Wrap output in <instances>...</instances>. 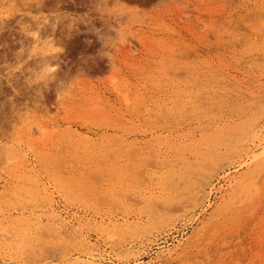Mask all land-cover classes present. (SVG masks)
<instances>
[{"label": "rangeland", "instance_id": "rangeland-1", "mask_svg": "<svg viewBox=\"0 0 264 264\" xmlns=\"http://www.w3.org/2000/svg\"><path fill=\"white\" fill-rule=\"evenodd\" d=\"M0 15V219L19 239L0 238L1 260L76 256L78 239L44 236L46 246L29 248L30 228L57 207L69 221L91 218L92 248L124 264L148 263L179 240L178 252L157 264H264V165L250 178L238 166L264 117L263 0H0ZM34 32L50 34L51 54L35 55ZM54 55L55 80L44 63ZM124 86L148 103L129 107ZM161 106L171 109L162 114ZM45 122L50 135L38 129ZM69 124L97 145L73 142ZM201 169L215 179L199 196ZM23 174L49 187V198L13 193L38 186L18 181ZM234 175L239 183L228 189ZM134 216L143 222L133 232L112 235L98 225Z\"/></svg>", "mask_w": 264, "mask_h": 264}, {"label": "bare ground", "instance_id": "bare-ground-1", "mask_svg": "<svg viewBox=\"0 0 264 264\" xmlns=\"http://www.w3.org/2000/svg\"><path fill=\"white\" fill-rule=\"evenodd\" d=\"M10 1V0H9ZM264 1V0H263ZM29 10V9H27ZM1 16V15H0ZM42 30H45L42 28ZM41 30V32H43ZM36 31V30H35ZM35 33V32H34ZM40 33V31H39ZM39 33H35L34 34V38H33V44H34V53L35 55H47V54H51V52L54 50L53 49V41L49 40L50 38V34L48 32L46 33H43L42 35L39 34ZM51 33V32H50ZM56 55L52 56L53 58L52 59H49L47 58V60L44 62L46 64V67H45V72H46V78L49 76V79H54L55 77H58V74H59V62L56 60H54V58ZM41 57V56H40ZM175 57V56H174ZM174 65V64H173ZM44 72V73H45ZM44 75V74H43ZM48 79V80H49ZM56 79V78H55ZM54 79V80H55ZM221 79V78H220ZM219 81V80H218ZM194 84H197V83H194ZM126 85V84H125ZM118 86V85H117ZM214 86V85H213ZM130 87L129 86H124V88L122 87L121 89H118L121 94L123 95V98H124V101H126V103L129 105V107L131 106L133 109H138L140 108V106L144 103H146L148 101V98H145L143 96L142 93H140V91L136 92L135 94H132L130 92ZM190 93V92H189ZM151 96V95H150ZM188 96V95H186ZM197 96V95H196ZM143 97V98H142ZM191 97V96H190ZM193 97V96H192ZM195 97V96H194ZM147 100H145V99ZM152 99V98H151ZM200 100V99H198ZM215 101V100H214ZM148 103V102H147ZM186 103V102H185ZM184 103V104H185ZM189 103H194L196 104L197 103V100H194V101H190L189 100ZM200 104V103H199ZM255 104V103H254ZM197 105V104H196ZM159 106V104H158ZM200 106V105H198ZM201 106H202V103H201ZM207 106V104H206ZM145 107L147 108V110L149 111L150 109V105L147 104L145 105ZM181 107V106H180ZM196 108V107H194ZM198 108V107H197ZM167 110H170L168 107L164 108L161 106V108H159L158 110H163L162 114L165 113V111ZM244 109V108H243ZM155 110V108L153 109ZM179 110V109H178ZM130 112V110H127ZM172 111V110H171ZM194 111V110H193ZM241 111V110H240ZM142 112V111H141ZM151 112V109L150 111ZM181 112V111H180ZM239 112V111H238ZM154 113V112H153ZM171 113V112H170ZM186 113V112H185ZM98 114V113H97ZM159 114V112H158ZM161 114V115H162ZM182 114V113H181ZM105 115V114H104ZM152 115V114H151ZM169 115V114H168ZM172 115V114H171ZM170 116V115H169ZM262 116V115H260ZM259 116V117H260ZM223 117V116H222ZM159 118V117H158ZM157 118V119H158ZM209 118V117H208ZM262 120L258 123V129L255 131V137H254V146L252 147L251 150H249L247 153H246V157L244 158V160L242 161V163H240L238 166H240L241 168H246L245 169V178L246 177H252L253 175V171L255 168L259 167V166H263L264 165V117L261 118ZM201 120V119H200ZM258 120V119H257ZM103 121V120H102ZM101 121V122H102ZM40 122V121H39ZM94 122V121H93ZM69 123V122H68ZM253 123V122H252ZM256 123V122H255ZM28 124V123H27ZM39 125V123H37ZM57 125L54 126V129H55V133H58L60 134V125L59 123H56ZM254 124V123H253ZM53 125V124H52ZM30 126V125H29ZM38 126H36L37 128ZM50 127L48 122L46 123H42L38 129L39 131H42V133L44 132L46 135L49 134L50 132ZM65 127V126H64ZM67 127V126H66ZM72 125L69 124V126L65 129L66 133L70 134L71 136V139L75 138L76 136L78 137L79 135V131H74L72 133ZM32 131L33 129L31 127H29ZM27 129V127H26ZM252 129V128H251ZM27 131V130H26ZM35 131V129H34ZM33 131V132H34ZM50 131V132H48ZM117 131V130H116ZM136 131V130H135ZM48 132V133H47ZM63 132V131H62ZM65 132L63 134H65ZM125 132V131H124ZM123 132V133H124ZM29 133V136L31 134H34V133ZM37 133V132H36ZM40 133V134H42ZM81 134V133H80ZM103 134V133H102ZM109 134V133H108ZM192 134V133H191ZM253 134V133H252ZM28 135V134H27ZM38 135V134H37ZM43 135V134H42ZM50 135V134H49ZM84 135V134H83ZM32 136V135H31ZM30 136V137H31ZM69 136V135H68ZM79 136H82L79 135ZM89 136V135H88ZM27 137V136H26ZM34 137V136H32ZM47 137V136H46ZM87 138V136L85 135L84 136V139H80L79 137L76 138L77 140V143H79V141L81 143L85 142L91 146H95L96 142L95 140L91 139V137ZM113 137V136H112ZM227 137V136H226ZM51 138V137H50ZM232 138V137H231ZM42 140V139H41ZM63 140V139H62ZM75 142V139L74 141ZM228 142V141H227ZM19 143V142H18ZM33 143V142H32ZM98 143V142H97ZM248 143V142H247ZM47 144V143H46ZM232 144V143H231ZM249 144V143H248ZM252 144V145H253ZM33 145V144H32ZM78 145V144H76ZM88 145V146H89ZM97 145V144H96ZM228 145V144H227ZM30 146V145H29ZM85 146V145H84ZM101 146V145H100ZM32 147V146H31ZM46 147L47 145L44 147L45 149H43L41 152H44L46 151ZM79 147V146H78ZM87 147V145H86ZM243 147V146H242ZM33 148V147H32ZM40 149V148H39ZM88 149V148H87ZM91 149V148H90ZM241 149V148H240ZM243 149V148H242ZM241 149V150H242ZM247 149V148H246ZM89 150V149H88ZM130 150V149H129ZM138 150V148H137ZM153 150V149H152ZM170 150V149H169ZM13 151V150H12ZM17 151V150H16ZM131 151V150H130ZM150 151V150H149ZM154 151V150H153ZM152 151V152H153ZM229 151V150H228ZM10 152V151H9ZM38 152V150H37ZM40 152V153H41ZM47 152V151H46ZM118 152V151H117ZM135 152V150H134ZM151 152V153H152ZM243 152V151H242ZM106 153V152H105ZM104 153V154H105ZM109 153V151H108ZM110 153L112 154V152L110 151ZM129 153V152H128ZM229 153V152H228ZM245 153V152H244ZM117 154V153H115ZM120 154L121 153V150H120ZM4 155V154H3ZM40 155V154H39ZM110 155V154H109ZM126 155V154H125ZM134 155V154H133ZM112 157H114V155H110ZM116 156V155H115ZM118 157H121L119 155H117ZM139 156V155H138ZM151 156V155H150ZM2 157V156H1ZM9 157V156H8ZM34 157V156H33ZM45 157V156H44ZM62 157V156H61ZM108 157V156H107ZM125 157V156H124ZM136 157V156H135ZM21 158V157H20ZM20 158H15V157H10L9 160L13 159L14 162H16L17 160H19ZM56 159V156L53 157ZM123 158V157H122ZM121 158V159H122ZM151 158V157H150ZM17 159V160H16ZM25 159V158H24ZM46 159V158H45ZM47 159H50V158H47ZM46 159V160H47ZM106 159V158H104ZM211 159V158H210ZM4 160L3 158L1 159V161ZM8 160V162H9ZM26 160V159H25ZM44 160V159H43ZM51 160V159H50ZM61 160V159H60ZM64 160V159H63ZM70 160V159H69ZM91 160V159H90ZM97 160V159H96ZM99 160V159H98ZM125 160V163L128 162V158L124 159ZM149 160V159H148ZM236 160V159H234ZM238 160V158H237ZM23 161V160H22ZM42 161V160H41ZM54 161V160H52ZM66 161V160H65ZM130 161V159H129ZM144 161V160H143ZM241 161V160H240ZM24 162V161H23ZM98 162V161H97ZM113 162V161H112ZM111 162V163H112ZM153 162V161H152ZM238 162V161H236ZM203 163V162H202ZM9 164V163H8ZM7 164V165H8ZM69 164V163H68ZM72 164V163H71ZM97 164V163H96ZM123 164V163H122ZM21 166V165H20ZM70 166V165H69ZM128 165L126 164H123V169H126ZM145 166V165H144ZM165 166V165H164ZM17 167V166H16ZM48 167V166H47ZM74 167V166H72ZM134 167V166H133ZM235 167V166H234ZM129 168V167H128ZM146 168V167H145ZM182 168V167H181ZM180 168V169H181ZM231 168V167H230ZM62 169V168H61ZM97 169V168H96ZM109 169V168H108ZM130 169H131V166H130ZM133 169V168H132ZM141 169V168H139ZM138 169V170H139ZM186 169V168H185ZM3 170V169H2ZM202 170V169H201ZM239 170V169H238ZM102 171V170H101ZM134 171V170H133ZM200 171V170H199ZM202 171H206V173L204 172L203 174H201V176L199 178L196 179V183L194 184L196 190H197V194L199 196H202L205 191H207L208 187H210L212 189L213 187V183H214V172L213 171H208V170H202ZM200 171V172H202ZM218 171V170H217ZM225 171V170H224ZM1 172V171H0ZM97 171H95L96 173ZM103 172V171H102ZM137 172V170H136ZM141 172V170H140ZM94 173V175H95ZM99 173V172H98ZM132 173V172H131ZM135 173V172H134ZM229 173V172H228ZM231 173V172H230ZM173 174V173H172ZM213 174V175H212ZM1 175V174H0ZM121 175V174H120ZM180 175V174H179ZM225 175V173H224ZM7 176V175H6ZM183 176H185L183 174ZM226 176V175H225ZM8 177V176H7ZM94 177V176H93ZM126 177V176H125ZM133 177V176H132ZM145 177V176H144ZM237 175H234L232 177V179H228L227 181L233 183L230 185L229 188H232L234 185H237L239 183V180H237ZM6 178V177H5ZM100 178V177H98ZM97 178V180H98ZM127 178V177H126ZM135 178V177H134ZM150 178V177H149ZM9 179V178H8ZM12 179H14L12 177ZM17 179V178H16ZM20 179H24L26 180V182H32L34 185H38V186H35V188H33L31 185L30 186H25L24 188H12V192L19 195V197H25V196H28L30 199H34L37 197V194H39L40 192H44V193H48L49 191V187H46L45 185L41 188L39 187L40 184L37 182L38 180L36 179V177L34 178L32 175H25L23 174L22 176H20V178L18 179V181ZM143 179V178H142ZM141 179V180H142ZM153 179H156V178H153ZM139 180V179H138ZM140 180V181H141ZM144 180V179H143ZM226 180V179H225ZM255 180V179H254ZM2 181V180H1ZM110 181V180H109ZM146 181V180H145ZM153 181V180H152ZM151 181V183H152ZM195 181V179H194ZM193 181V182H194ZM68 182V181H67ZM192 182V183H193ZM248 182V181H247ZM246 182V184H247ZM7 183V182H6ZM10 183V182H9ZM242 183V181L240 182V184ZM53 184V183H52ZM128 184V183H127ZM140 184V183H139ZM229 184V183H228ZM239 184V186H240ZM245 184V183H244ZM3 185V183H2ZM25 185V184H24ZM188 185V184H187ZM96 186V185H95ZM193 186V187H194ZM229 186V185H228ZM238 186V187H239ZM243 186V185H242ZM4 187V186H3ZM61 187V186H60ZM244 187V186H243ZM89 189V188H88ZM127 189V188H126ZM150 189V188H149ZM226 189V188H225ZM87 190V189H86ZM91 190V189H90ZM221 191L224 190V188L220 189ZM225 191V190H224ZM242 191V190H241ZM1 192V191H0ZM124 192V191H123ZM180 192V191H179ZM114 193V192H113ZM13 194V195H15ZM27 194V195H26ZM53 194V193H52ZM97 194V192H96ZM177 194V193H176ZM183 194V193H182ZM209 194L210 191H209ZM208 194V195H209ZM122 195V194H121ZM124 195V194H123ZM126 195V194H125ZM227 195V193L223 194L221 197L222 198H225ZM42 196V195H41ZM49 194H47V197H45V199H48L49 198ZM120 196V195H119ZM161 196V195H160ZM98 197V196H97ZM128 197V196H127ZM166 197V196H165ZM175 197V196H173ZM101 198V197H99ZM153 198V197H152ZM182 198V197H181ZM21 199V198H20ZM29 199V200H30ZM90 199V198H89ZM116 199V198H115ZM154 199V198H153ZM179 199V198H178ZM206 199V198H205ZM209 200V199H208ZM156 201V200H155ZM164 201L165 198H164ZM35 202V201H34ZM97 202V201H96ZM128 202V201H127ZM167 202V201H166ZM118 203V202H117ZM20 204V203H19ZM107 204V203H106ZM120 204V203H119ZM153 204V203H152ZM169 205V204H168ZM212 205V204H211ZM56 206V205H55ZM152 206V205H151ZM209 206V205H208ZM149 208H150V205H149ZM15 210V209H14ZM28 211V210H27ZM46 211V210H44ZM52 213L50 214V218L48 220V222H44L43 220H41L40 218H38L39 220L35 223V226L33 228H30L29 232L27 233V235L29 234L30 235V238L32 239V243L29 244V248L31 249V251H35L38 247H42L43 248V244L45 245V240L43 239L44 236L46 237H50L52 239H56L58 240L57 242L59 243H63L65 242L66 240L68 239H78L80 244H81V247H82V250L78 251V253L76 254V256H73V257H65L63 258L62 260H60L59 262H52L54 264H124L122 259L117 257V258H113L111 253H107V252H103V251H100V249L98 248H92L91 244H90V240H88V236L86 235V231H85V224H89L91 223V218H79L76 222H74L76 220V218H74L73 220L69 221L67 220L66 217H64L63 213L60 212L57 207H53L51 209ZM5 213V212H4ZM2 211H0V216L1 214H4ZM138 213V212H137ZM38 215V214H37ZM19 216V215H18ZM49 216V215H48ZM95 216V215H94ZM140 216V215H139ZM21 217V216H20ZM86 217V216H85ZM88 217V216H87ZM47 218V217H46ZM49 218V217H48ZM4 219V218H3ZM2 218L0 219V238L4 239V240H8V239H12V241H15L16 242V239H18V235H16L14 229H11L10 226L3 220ZM17 219V218H16ZM43 219V218H42ZM20 220V219H19ZM16 221V220H15ZM19 222V221H18ZM142 219L141 217H138V216H134V217H123V218H102V220L99 222V227H100V230L101 232H106V233H109V234H112L114 235V233H126V232H133L135 230H138L141 225H142ZM25 223V221H24ZM177 223V222H176ZM11 224V223H10ZM175 224V223H174ZM16 227V226H15ZM27 227V226H26ZM23 228V227H22ZM26 230V231H28ZM103 230V231H102ZM25 232V231H24ZM110 236V235H109ZM112 237V236H111ZM19 240V239H18ZM179 240V239H178ZM24 241V240H22ZM21 241V243H22ZM47 241V240H46ZM26 242V241H25ZM49 242V241H48ZM52 242V241H51ZM77 242V241H76ZM168 242V241H165V243ZM179 244H176L174 245L173 247H170V246H167L164 245V246H161V247H158L157 251L155 252L156 253V256L150 260L148 263H142V264H157L158 262L160 261H163V260H167L169 258H172L177 252L178 250L184 245L182 242H180V240L178 241ZM17 243V242H16ZM20 243V242H19ZM24 243V242H23ZM22 243V244H23ZM50 243V242H49ZM54 243V242H52ZM58 243V244H59ZM10 244H11V241H10ZM51 244V243H50ZM56 244V243H55ZM93 244V243H92ZM264 244V243H263ZM2 245V244H1ZM0 245V246H1ZM17 245H20V244H17ZM25 245V244H23ZM159 245V244H158ZM46 246V245H45ZM44 246V247H45ZM62 247V244L60 245ZM67 246V244H66ZM78 246V245H77ZM9 247V246H8ZM55 247V246H54ZM79 247V246H78ZM41 248V249H42ZM56 248V247H55ZM54 248V249H55ZM29 249V250H30ZM47 249V247H46ZM58 249V248H57ZM130 249V248H129ZM28 250V251H29ZM50 250V249H49ZM27 251V250H25ZM24 251V252H25ZM32 251V252H33ZM40 251V250H38ZM53 251V250H52ZM69 251V250H68ZM6 252V251H5ZM43 252V251H42ZM112 252V251H111ZM12 253V252H11ZM15 253V252H14ZM26 253V252H25ZM31 253V252H30ZM29 253V254H30ZM34 254V253H33ZM36 254V253H35ZM32 254H30L29 256H31ZM37 255V254H36ZM260 256V255H259ZM40 257V256H39ZM38 257V258H39ZM49 257V256H48ZM137 257V256H136ZM32 258V256L30 257ZM37 258V257H36ZM41 258V257H40ZM256 258V257H255ZM4 259V258H3ZM18 259V258H17ZM44 259V258H42ZM47 259V257H46ZM9 260V259H8ZM1 261H4L2 264H15L14 261H7V260H1L0 258V264H1ZM37 261V260H36ZM36 261H34V264H37ZM42 261V260H41ZM44 261V260H43ZM48 261V260H47ZM46 261V262H47ZM51 261V260H49ZM30 263V262H29ZM45 263V262H43ZM31 264H33L31 262ZM129 264V262L127 263Z\"/></svg>", "mask_w": 264, "mask_h": 264}, {"label": "snow or ice", "instance_id": "snow-or-ice-1", "mask_svg": "<svg viewBox=\"0 0 264 264\" xmlns=\"http://www.w3.org/2000/svg\"><path fill=\"white\" fill-rule=\"evenodd\" d=\"M131 11H137V9H132Z\"/></svg>", "mask_w": 264, "mask_h": 264}]
</instances>
